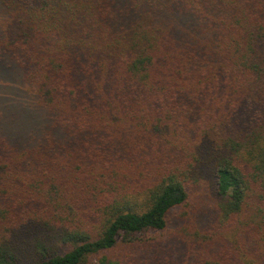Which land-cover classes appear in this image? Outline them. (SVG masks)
I'll return each mask as SVG.
<instances>
[{
    "label": "trees",
    "instance_id": "obj_1",
    "mask_svg": "<svg viewBox=\"0 0 264 264\" xmlns=\"http://www.w3.org/2000/svg\"><path fill=\"white\" fill-rule=\"evenodd\" d=\"M0 264H264V0H0Z\"/></svg>",
    "mask_w": 264,
    "mask_h": 264
},
{
    "label": "rangeland",
    "instance_id": "obj_2",
    "mask_svg": "<svg viewBox=\"0 0 264 264\" xmlns=\"http://www.w3.org/2000/svg\"><path fill=\"white\" fill-rule=\"evenodd\" d=\"M175 214H172L171 216V222L173 223V225L171 223L168 224L167 228L163 231L160 232H151L148 236L150 238H152V243H154L155 245H157V247H162L163 245L166 247L168 246L170 250H172L171 252L173 253V249L170 247H174L176 241H175V235H176V231H175V226H176V219H172V217H174ZM177 249V248H176ZM181 252V250H180Z\"/></svg>",
    "mask_w": 264,
    "mask_h": 264
}]
</instances>
